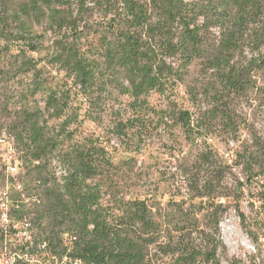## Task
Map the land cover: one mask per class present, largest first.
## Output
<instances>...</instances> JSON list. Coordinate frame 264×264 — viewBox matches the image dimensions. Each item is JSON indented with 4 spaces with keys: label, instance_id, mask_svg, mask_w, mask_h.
<instances>
[{
    "label": "trees",
    "instance_id": "1",
    "mask_svg": "<svg viewBox=\"0 0 264 264\" xmlns=\"http://www.w3.org/2000/svg\"><path fill=\"white\" fill-rule=\"evenodd\" d=\"M196 64L215 102L203 124L186 110L151 109L150 94L169 98ZM257 77L264 78V0H0V105L15 109L6 127L21 153L24 188L36 196L27 207L31 248L45 241L55 257L41 256V264H222L219 224L230 198L255 243L238 205L243 184L233 188L211 150L188 171L179 201L103 203L110 153L80 128L101 126L107 105L126 97L131 114L115 115L112 125L125 142L129 133L147 134L151 113L159 126L166 119L195 139L208 120L233 134L230 97ZM252 144L241 156L247 183L264 177V134L254 133ZM262 188L255 198L264 203Z\"/></svg>",
    "mask_w": 264,
    "mask_h": 264
},
{
    "label": "rangeland",
    "instance_id": "2",
    "mask_svg": "<svg viewBox=\"0 0 264 264\" xmlns=\"http://www.w3.org/2000/svg\"><path fill=\"white\" fill-rule=\"evenodd\" d=\"M198 69V64L192 66L185 84L178 86L169 98L151 93L148 97L151 109L160 114L171 107L186 110L192 115L193 122L198 119L203 124L215 102L213 93L207 95L201 89L202 83L210 77L204 78ZM193 87L196 90L194 95L191 94ZM230 98L228 105L239 122L233 134L221 130L216 121L208 120V129L200 130L195 139L194 135L187 136L180 127L166 119L159 126L151 113L153 122H150L146 135L139 140L129 133L128 141L123 139L121 142L123 140L118 139L112 125L115 115L130 116L126 97L119 99L120 105H107L101 126L85 121L80 132L83 136L104 140L110 153L112 167L102 178L104 190L109 194L105 195L103 203L110 197L124 201L150 199L161 205L169 200L179 201L186 192L188 171L198 164V157L205 149L211 150L219 163L226 166V177L233 188L243 184L237 195L238 205L256 239L253 243L242 230L233 200H222L229 206L219 224L220 238L226 247V258L220 255L221 263L264 264V203L255 198L263 189L264 177L245 182L241 159L252 149V135L264 134V78L257 77L255 87L241 96L232 94ZM14 110L11 105H0V127L16 120ZM55 166L59 175L62 168L57 163Z\"/></svg>",
    "mask_w": 264,
    "mask_h": 264
},
{
    "label": "built area",
    "instance_id": "3",
    "mask_svg": "<svg viewBox=\"0 0 264 264\" xmlns=\"http://www.w3.org/2000/svg\"><path fill=\"white\" fill-rule=\"evenodd\" d=\"M14 136L5 126L0 127V264H41V256L54 259L47 252V243L39 254H24L27 227L33 224L28 212L30 199L22 182L23 166L13 152ZM69 243L75 238H67ZM66 261V257L64 258ZM72 264H79L74 261Z\"/></svg>",
    "mask_w": 264,
    "mask_h": 264
},
{
    "label": "bare ground",
    "instance_id": "4",
    "mask_svg": "<svg viewBox=\"0 0 264 264\" xmlns=\"http://www.w3.org/2000/svg\"><path fill=\"white\" fill-rule=\"evenodd\" d=\"M17 148L18 147L16 146V143H13V152L16 153V160L21 161V166H23V162L21 159V153L19 152ZM35 229L33 228V224H29L27 227V235H32V236H30L29 239L26 240V245L24 247V254H39L40 251L43 249L44 242H41V241L38 242V245L36 248H31L33 238L36 235ZM64 236H67V235H64ZM67 238H70V237L67 236Z\"/></svg>",
    "mask_w": 264,
    "mask_h": 264
}]
</instances>
